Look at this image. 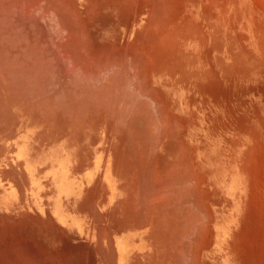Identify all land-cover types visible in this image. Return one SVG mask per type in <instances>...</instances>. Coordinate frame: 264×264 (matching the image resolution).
<instances>
[{
  "label": "bare ground",
  "instance_id": "bare-ground-1",
  "mask_svg": "<svg viewBox=\"0 0 264 264\" xmlns=\"http://www.w3.org/2000/svg\"><path fill=\"white\" fill-rule=\"evenodd\" d=\"M244 21L247 22L246 28L249 23L252 24L253 37L246 34L242 25ZM231 24L235 26L231 27ZM229 39L241 49L247 60L256 61L252 45L264 50V0H0V104L3 109L7 107V116L21 117L11 118L9 122L13 123V133L12 137L7 135L9 140L4 143L0 165L6 161L7 166L22 170L27 185L19 198L11 184L0 182V264H58L60 242L80 243L86 239H96L90 233L85 217L75 210L80 204L82 187L98 174V152H92L89 158L91 166L79 174L72 172L73 155L63 143L45 145L41 153L31 158V149L38 147L36 134L33 127L23 125L22 118L29 120L28 113L25 116L16 114L14 107L23 108V112H32L34 125L41 120L53 126L62 116L68 123V133L84 132L82 128L86 126L91 130L92 125L98 124V128L104 126L103 133L123 139L122 143L126 140L131 145V153L137 152V155L145 157V161H148L144 167L147 165L151 168L146 173L141 171L142 174L137 171L139 176L135 172L139 168H135L133 171L137 176L134 173L136 178L133 180L143 187L146 184V188L150 187L147 186L151 185L150 182L156 186L162 185L158 186L156 192L152 190L153 185L147 189L157 197L155 200L165 197L162 200L169 202V198H176L175 193L179 196V193H184L183 190L181 192L183 188L179 192L180 187H185L186 192L191 190L188 193L192 197L186 199L188 202L184 199L188 205L192 203L191 221L186 215L191 225H184L189 228H182L187 219L180 225L182 229L178 228L180 226L175 219L179 209L189 208L188 205L181 206L180 203V207L175 203L183 198L171 199L178 210L176 217L175 209H168L164 201V204H156L153 199L152 203L158 206H148V218L144 219L145 222L149 220L152 230L148 233L125 231L118 239L115 238L113 257L116 264H129L132 256L135 264H203L206 245L211 239L209 227L212 222L206 183L208 173L200 164L196 148L192 145L188 144L187 148L191 150L186 151L178 145L180 148L175 149V155H178L175 159L164 155L173 139H181L188 133L190 123L177 112L176 105L169 106L166 89L169 84L174 86L177 80L191 81L193 77L182 73L199 71L195 65L202 64V60L207 70L209 55L216 51L222 54ZM101 71L104 73L98 77ZM65 74L66 77L70 74L67 82ZM127 145L123 147L125 151ZM180 155L187 161L185 167L181 165L183 161ZM133 159L129 161L134 162ZM136 159L135 162H138ZM121 163L127 166L126 169L129 168L127 163L123 164L124 161ZM181 166L186 169L183 170ZM126 172L129 173V170ZM104 178L110 184L108 167ZM19 188L17 191L20 194ZM147 190L142 189L143 193H147ZM149 192L148 197L152 196ZM143 193H139L141 196L138 194L140 198ZM135 194V198H132L137 200ZM224 194L231 197L233 189L227 187ZM87 204H90L88 200ZM129 211L127 215L131 217L132 211ZM30 212L36 214L32 217L44 227H39V235H36L40 237L53 232L54 242L50 240L45 243V238L32 240L22 235V223L32 220ZM94 212L97 213L96 210ZM95 213L91 214L99 217ZM142 214L145 215V212ZM92 215L93 220L101 217ZM100 221L101 218L98 224ZM222 237V232H214L216 245H220ZM97 238L100 240L99 236ZM77 244L82 249V243ZM108 246L107 249L112 251ZM88 249L91 250L90 247ZM221 250L220 247L217 252L227 256ZM86 251L82 253L86 254ZM225 256L220 264H233Z\"/></svg>",
  "mask_w": 264,
  "mask_h": 264
},
{
  "label": "rangeland",
  "instance_id": "rangeland-1",
  "mask_svg": "<svg viewBox=\"0 0 264 264\" xmlns=\"http://www.w3.org/2000/svg\"><path fill=\"white\" fill-rule=\"evenodd\" d=\"M246 23V21L242 23L245 32L246 34H250L249 36L253 37L252 24L249 23L246 28ZM233 26H235V24H231V27ZM252 49L256 54V61L247 60V57L243 56L241 49L233 43L232 39H229L228 45L224 47L222 54L216 51L215 53H211L209 55L207 59H209L208 61L210 65L208 66L207 70L204 68V60L201 59L202 64L199 63L195 65V69H200L199 71L193 72L191 70L192 73H182L185 74V76L193 77L191 81L184 80L179 75V78L182 80H177V82L175 81L173 86L170 85L169 81L167 80L169 86L168 89H166V92H168L169 97H167L166 100L169 106L176 105L175 107L177 112H180L182 115H184V118H186V120H188L190 123L188 124V133L183 135L181 139H173L169 145V148L165 150L164 155H169V158L174 157L175 159V157L178 156L177 154L175 155V149L178 150L182 146L183 149H180L186 151V149H190L187 148L188 144L190 146L192 145L196 148V154L200 164L208 173L206 177V183L209 196L208 206L210 209L212 222L209 227V230L211 231V239L206 245L207 249L203 255V264H220L221 258L225 256L223 254L220 255L217 252L220 247L223 249L221 250V253L223 251V253L228 256L230 262L233 264H264V50L256 49L254 44L252 45ZM218 60H221L222 62H217ZM103 73L104 71L102 73H98V77ZM68 75L70 76V74H67V76ZM64 76L63 77L67 82L68 79L66 80V78L69 76L66 77V74ZM210 77H212V79L209 80ZM64 86L68 88L67 85ZM70 87L71 86H69V88ZM1 107H3V105L0 104V108ZM1 109L0 121L3 122H0V158L1 153L3 152L2 150L4 149V143L9 140L7 135L12 137L14 126L13 123H9L12 121L11 118H21L19 116L13 115L11 117L7 116L9 115L7 107L3 110ZM23 110V108H13V111H15V113L17 112L16 114L25 116L24 114L28 113L29 120L26 117L22 118L23 125L33 127L36 134V146H38L37 153H41V148L46 147L47 145L51 146V144L54 142L63 143L69 148L73 158L81 164L79 172L86 169V167H89V158H91L92 152L94 150H97L96 152H98V146L104 147L108 154L110 152H122L121 148L119 149L120 145L118 142H122L123 139L114 137L113 134L103 133V125L98 128V124H94L92 125L91 130L86 126L82 128V130H85L84 132L68 133V123L62 116H60L61 118L59 117V121L57 120L53 126H51V123H42L41 120H39V123H36L35 126L32 112H23ZM5 115L8 118L3 117ZM52 131H54V133ZM1 133H3L4 136ZM79 134L81 135L79 136ZM5 135L8 139L5 137ZM42 136H44L42 138L44 139L43 142L41 141ZM76 138L79 141H77ZM124 141L126 142V140ZM178 145H180V147H177ZM129 147H131V145ZM129 153H131V151H129ZM131 157L134 159L137 158L136 160L138 161L135 162V160L132 158L134 162H130L131 164L133 163L134 166H131L133 169H129L133 174L137 171H140L139 174H142L144 171L146 173V171H149L148 169H151L150 166L148 167L147 165L144 167L148 161L147 156V161H145V157L142 158L140 154L137 155V152H134L133 156L131 155ZM180 158H182L183 161L181 162V165L185 167V163L187 161L185 162L184 160L186 159L181 155ZM244 165H246V167ZM140 166H142L143 169ZM137 167L139 169H137ZM183 167L182 169L185 170L186 168ZM186 167V171L188 172V163ZM135 168L137 170H135ZM133 170H135V172ZM135 174L134 177L136 178L137 174L136 176ZM182 175H185V173ZM139 183L137 182V186L135 185L132 189L134 194L136 193V190L138 192L135 194L136 197L138 196V202H136V199H133L135 196L132 192L133 198L131 197V200L134 206L133 211L136 210L132 214L136 215L137 213L139 218L142 215L141 218H143V220L146 219V217L148 218V211L146 210L149 208L148 206H158L156 204H159V202H161V204H164L165 202L168 209H175L176 211L174 212V215L176 217L178 210L173 205L175 203H178L179 206L180 203L181 206L188 205V203H185L188 202L186 199L192 197L191 194L188 193L191 190L186 192L187 190H184L185 187H180L179 192L180 189L183 188L181 189V192L183 190L184 193H179L180 196L178 193H175V196L177 195L176 198L179 197L177 199H180V197L183 198L181 201H175V197L169 198V202H166L165 199L162 200L165 197H160L159 199L161 200H155L157 197L153 196L151 190L150 192L152 196L150 195V197H148L149 190L147 189H150L151 185H153L152 190L156 192L159 189L158 186L161 184H157L156 186V184L150 182L151 185H147L150 187L146 188V184L143 187V185ZM228 183H230V185H227ZM155 187H157V189ZM227 187H231L233 189V195L231 197L224 194ZM142 189H146L148 191L147 193L145 192L147 195L143 193ZM188 189L191 188L189 187ZM140 192L141 194L143 193V198L139 197ZM139 198L141 200H139ZM153 199L154 203L156 204L152 203ZM171 199H175L174 204L172 203L174 201ZM133 200H136V203ZM140 201L143 202V204ZM191 201L192 200L190 199L189 202ZM183 202L185 204H183ZM134 203L138 208H135L136 206ZM168 203L169 205L171 204L172 207L171 205L169 207ZM190 204L188 205L189 208L187 206V208L190 210L187 208H185L187 210H184V208L179 209V206L177 207L180 212H178V215L180 216L177 215L175 219H177L178 223L179 221L181 222L180 224L177 223V225H182V223H184L183 221L187 219L182 228L185 227L184 225H189L191 223H188L192 218V203ZM139 208L141 210H139ZM143 211L145 212V215L142 214ZM184 211L185 214H183ZM181 214L183 215L181 216ZM186 215L190 219L189 221ZM94 217L96 216L94 215ZM132 217V220H134L137 216L134 218V215H132ZM30 219L32 220H26L22 223V235L28 239L34 240V238L39 237L36 235V233L40 231L39 227L42 228V225H39L36 222V218L31 216ZM22 221L23 219L21 222ZM93 221L95 222L96 218ZM152 221L153 219L151 222ZM148 222L149 220L146 222L144 220V229L150 232L153 226L150 227ZM189 226L186 227L189 228ZM178 228L182 229L181 226ZM42 229H44V227ZM215 231L223 233V237L220 240V245H216L214 241ZM40 237L45 238V243H49L50 240L52 242L55 241V234L53 232L46 233L45 236ZM77 243V241H72L69 243L66 241V243H63L64 245L62 242L59 243V246L62 245L64 248L62 246L59 247L60 250L58 251L59 253L57 255L59 258L58 264H62V261L64 260L65 261L63 264H76L77 262L79 264L99 263L101 251L98 249V247L96 248V246H98V241H82L78 244ZM69 244H71L70 247ZM76 244H81L82 246L80 245V247L82 249H80L79 246L77 247ZM85 247H87V249ZM89 247L91 250L88 249ZM62 248L64 250H62ZM84 249L87 250L86 254L82 253L85 251ZM95 250L97 251V254ZM88 251L89 253H87ZM89 255L90 258L92 257V260L88 257ZM82 258L84 259L81 261L80 259ZM73 260L76 263H74ZM79 260L82 263H80ZM88 260L90 261L87 262Z\"/></svg>",
  "mask_w": 264,
  "mask_h": 264
},
{
  "label": "crops",
  "instance_id": "crops-1",
  "mask_svg": "<svg viewBox=\"0 0 264 264\" xmlns=\"http://www.w3.org/2000/svg\"><path fill=\"white\" fill-rule=\"evenodd\" d=\"M124 143L125 142H123V143L119 142L118 143L120 145L119 149L121 148L122 152L121 153H116V155H115L114 152H110L108 154L107 152H105L106 149L104 147H99L98 146V155L100 156V158H99V164H98V174L96 175L97 177L95 176L88 185H84L82 187L81 196H80V202L79 203L82 204L83 200H84V202L86 204L85 203H83L82 205L79 204V206L75 210L77 213L82 214L85 217V219L87 221V224H88V228H89L90 233H93L94 237L96 238L95 241H98V249H100V251H101V256H100V260H99L98 264H116L115 258L113 257V242H114L115 238L118 239L119 236L122 233H124L125 231H136V232L138 231V232H141V233H143V231H144V232L148 233V231L144 229V227H145L144 225L145 224L142 222V221H144L142 218L140 220V218L138 216V217H136L135 220H132V218H133L132 217L133 209H131V208H133L132 207L133 204H132L131 197H132L133 190H131V189L134 187L133 185L136 184V183H134L136 181L133 180V179H135V177L132 178L134 174L132 173V171L129 170L131 165L133 166V163L130 164L131 161H129V160H131L133 158V157L131 158V154L132 153L131 154L129 153V151H131V150H129V149H131V147H129L128 142H126L128 145L126 143L125 144L128 147H126L127 151H125L124 150L125 148H123V147H125L126 145ZM37 149L38 148H35V147L31 149V152H30L31 158H35L38 155ZM123 152H124V155H123ZM127 152L129 154V156H128ZM119 155L121 156L122 159H124V157H126V158L124 160H122ZM132 156H133V154H132ZM118 158H120V159H118ZM127 158H128V160H127ZM108 160H109V162H108ZM123 161H124L123 164L127 163L128 167H129V168H127L129 170V173L126 172L127 169L125 167H127V166H125V165L122 166L121 162H123ZM4 164L0 165V179H1L0 182H3L4 184H8V183L11 184L12 187L15 188V190H16L19 198H20L22 196V191L27 186L24 172L22 170H20V169H17L15 166H10V165L7 166L6 165V161L4 162ZM80 166H81V164L78 161H75V159H74V163L72 164V172H74L75 174L81 173L82 171L79 172ZM90 166L91 165L89 164V167ZM89 167H87V168H89ZM106 167H108V170H110V173H111V182H110L111 185L108 184V182L104 178ZM123 170H125V171H123ZM9 172H10V174H9ZM98 177H100V179ZM92 183H94V184H92ZM123 184H124V186H123ZM128 185L129 186L132 185L133 187L130 186L131 188H129ZM18 187H20L19 188V191H21L20 194L17 191ZM96 187H98V188H96ZM90 188H93V190L90 189ZM89 189L91 191H93L91 193L92 195L89 194L91 192V191H89ZM95 191H96V193H95ZM130 191H131V195L129 194ZM85 192H86L87 195H85ZM116 192L118 193V195H117ZM88 194L91 195V197ZM94 194H96V195H94ZM120 194H122V195H120ZM41 196H43V193H42ZM116 196L117 197L119 196V197L117 198ZM82 197H84V198L82 199ZM94 197H95V199H94ZM127 198H129L130 201H128L129 199L127 200ZM87 200H88V203L90 202V204H92L90 207H88V205H90V204H87ZM126 200H127V202H125ZM93 204H94V208H92ZM81 206H83V207H81ZM85 207H86V209H85ZM128 207H130V208L129 209H125V208H128ZM87 208H89V210H87ZM90 208H92L91 211H90ZM92 210H94V211L96 210L97 213H95ZM70 211H72V210H69V212ZM88 211H90V212H88ZM115 211L117 213H115ZM125 211H127V212L125 213ZM128 211L129 212L132 211L131 212V217L129 215H127V214H129ZM88 213H90V214H88ZM91 213L98 214L99 217L101 216L100 218H101L102 221H100V223L98 224L100 218L97 217V215H95L97 218H99V220L96 219V221L94 222L92 217H91V215H92ZM29 214L31 216H36V214L33 213V212L32 213L30 212ZM105 215H106V217H105ZM92 216H94V214ZM117 220H118V222H116ZM137 220H138V222H136ZM134 222H136V223H134ZM114 223H115V226H114ZM116 223H118V225ZM112 225L114 226V228H113ZM102 227H104L103 230H105V228H106V230L104 232H102L103 231L101 229ZM140 228H142V229H140ZM98 229H99V232L101 231V233H99L97 231ZM99 234H101V235H99ZM98 236H99L100 240H98V238H97ZM100 236H101V238H100ZM84 241H90V240L86 239ZM109 242H111V243H109ZM108 243L110 244L112 251L109 250V248L107 249ZM95 244H97V243H95ZM110 246H108V247H110ZM132 257H131V260H130L129 264L130 263L131 264H135V262H136V260H134V258H132ZM109 261H111V262H109Z\"/></svg>",
  "mask_w": 264,
  "mask_h": 264
}]
</instances>
